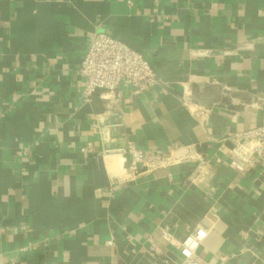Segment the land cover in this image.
<instances>
[{
  "label": "crops",
  "instance_id": "crops-1",
  "mask_svg": "<svg viewBox=\"0 0 264 264\" xmlns=\"http://www.w3.org/2000/svg\"><path fill=\"white\" fill-rule=\"evenodd\" d=\"M96 33L158 83L85 101ZM263 124L264 0H0V260L180 264L202 228L204 264H264V163L240 175L220 142ZM130 143L173 163L132 179L128 156L106 154Z\"/></svg>",
  "mask_w": 264,
  "mask_h": 264
},
{
  "label": "built area",
  "instance_id": "built-area-1",
  "mask_svg": "<svg viewBox=\"0 0 264 264\" xmlns=\"http://www.w3.org/2000/svg\"><path fill=\"white\" fill-rule=\"evenodd\" d=\"M79 72L83 79L82 96L85 101L96 91L113 94L114 99L118 101L122 98L120 86L128 89L132 95H139L158 83L155 71L141 53L103 33L90 37ZM184 105L194 118L201 121L207 118L209 111L194 105L189 99L184 100ZM220 142L230 144L229 166L240 175L264 163V124L227 134ZM91 151L90 146L81 149L82 153ZM109 153L129 157L124 172L132 179L144 173L166 169L173 163L168 154L160 151L143 153L131 143L123 149L106 154ZM205 237L206 231L198 228L179 243L180 264H204L198 258L197 250ZM149 250L157 252L153 244L149 245ZM0 264L5 262L0 260Z\"/></svg>",
  "mask_w": 264,
  "mask_h": 264
}]
</instances>
